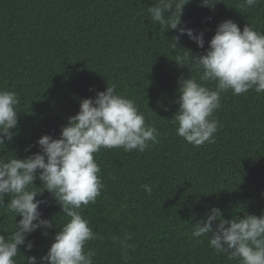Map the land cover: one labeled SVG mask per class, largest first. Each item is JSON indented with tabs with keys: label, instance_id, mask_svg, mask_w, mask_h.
I'll list each match as a JSON object with an SVG mask.
<instances>
[{
	"label": "trees",
	"instance_id": "obj_1",
	"mask_svg": "<svg viewBox=\"0 0 264 264\" xmlns=\"http://www.w3.org/2000/svg\"><path fill=\"white\" fill-rule=\"evenodd\" d=\"M156 2L0 0V90L17 92L21 101L17 134L0 157L24 159L39 152L42 136L58 138L83 99L114 83L161 135L142 153L102 149L97 155L105 188L82 211L102 237L89 242L95 264H240L211 249L207 237L197 242L191 232L212 207L221 209L226 220L264 214V94L224 93L214 113L222 127L212 144L187 143L171 120L179 109L178 79L192 75L199 80L181 50L205 54L217 26L227 20L241 31L253 25L264 32V0L251 9L240 8L241 0H213V7L191 0L182 26L203 32L205 46L184 35L177 51L169 41L178 31L165 27L162 37L161 26L150 19L147 9ZM35 184L42 186L38 180ZM143 185L151 186L150 195ZM37 199L46 201L42 218L56 228L47 236L43 229L32 233L28 240L34 248L21 246L17 264L46 255L68 219L51 193ZM14 225L13 214L0 208V234L7 237ZM125 231L134 234L136 244L128 260L113 239Z\"/></svg>",
	"mask_w": 264,
	"mask_h": 264
},
{
	"label": "clouds",
	"instance_id": "obj_2",
	"mask_svg": "<svg viewBox=\"0 0 264 264\" xmlns=\"http://www.w3.org/2000/svg\"><path fill=\"white\" fill-rule=\"evenodd\" d=\"M190 2L157 0L147 9L151 21L161 26L162 37L165 27L167 31H178L179 35L168 40L174 51L184 35L201 49L205 46L203 32L196 34L182 26L183 10ZM259 3L260 0H241L239 7L251 9ZM215 4L213 0L202 2L204 7ZM181 51L191 68L199 71V80L192 75L178 79L175 103L179 109L171 121L178 125V136L201 147L214 143L222 127L214 113L221 108L224 93L231 91L239 96L254 90L264 94V32L253 25H246L241 31L236 22L227 20L217 26L205 54L194 56L190 51ZM20 102L17 92L0 90V151L17 134ZM160 135L155 126L146 122L136 103L118 93L116 84L108 83L106 90L98 91L95 98L81 101L79 112L69 118L58 138L41 137L37 141L39 152L24 159L16 155L7 160L0 157V208H6L15 220L11 234H0V264H17L21 246L27 251L34 248V242L28 240L32 233L43 229L42 235L47 236V230L55 227L53 221L42 218L40 211L46 201L37 197L45 191L52 194L62 210L61 216L68 219L57 230L47 254L39 260L24 256L27 264H95L96 253L89 242L102 237L82 211L95 204L105 188L97 155L102 149L142 153L158 144ZM32 147L35 145L26 151ZM37 180L41 187H36ZM142 188L151 194V186ZM18 216L21 219L17 222ZM191 236L197 242L207 237L211 249L230 260H239L240 264H264V214H245L243 218L237 215L226 220L221 209L212 207L192 227ZM113 239L119 242L123 259L128 260L129 250L136 248L132 242L134 234L125 231L122 237Z\"/></svg>",
	"mask_w": 264,
	"mask_h": 264
}]
</instances>
